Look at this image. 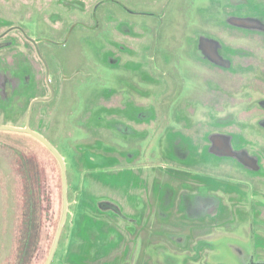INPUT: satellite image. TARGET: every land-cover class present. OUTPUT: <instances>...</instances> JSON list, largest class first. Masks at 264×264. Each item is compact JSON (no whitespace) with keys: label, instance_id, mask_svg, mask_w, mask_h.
Here are the masks:
<instances>
[{"label":"rangeland","instance_id":"rangeland-1","mask_svg":"<svg viewBox=\"0 0 264 264\" xmlns=\"http://www.w3.org/2000/svg\"><path fill=\"white\" fill-rule=\"evenodd\" d=\"M99 1L101 3L98 10L94 11ZM256 1L259 0H245L244 6L240 5V0H0V43L4 44L0 48V64L9 69L12 68L15 58L25 57L33 66L36 76L39 77L37 80L43 83L44 70L34 60L32 44H38L42 50L49 53L52 65L50 78L54 86H59L60 89L54 92L51 102L47 105L59 107V113L48 109L50 111L46 114L42 112L43 107L39 104L34 106L38 114L36 120L33 117L34 113H31L30 119L36 124L39 123V128L34 127L38 132L44 133L48 125L50 129H55L56 133L51 131L50 136L56 137L50 138V141L64 158L69 186H78L80 201L86 203L95 202V200L109 201L119 197L124 206L139 205L142 204L140 195L148 208V198L154 189V197H159L164 202V208L172 209L175 185L168 184L169 181L165 182L161 178L163 174L177 172L176 170L179 169H188L189 173L192 170L191 175L185 177L192 178L196 181L195 183L201 184L202 178H206L207 174L210 177L225 179L229 175L227 169H230L234 176L235 172L231 167L237 166L236 158L231 155L228 157L212 153V150L208 148L207 140L209 134L215 131L221 135L233 136L237 140V143L232 144V150H236L243 140L245 143L243 129L246 124L240 122L234 112L231 119L227 120L224 117L227 107L233 105L239 96L235 93L224 94L223 103L219 107H209L205 117L200 118L197 110L200 109L201 102L205 100L201 101L191 96L199 90L201 82L193 81L197 78L191 74V66L187 63V58L202 59L198 51L197 38L203 34L198 35L195 40L193 39L194 41H187L185 45L183 39L189 32H186L187 28L189 29L191 25L197 26L196 17L188 22L189 15L195 10H199L198 18L222 24L235 35L254 33L250 30L248 33L236 27H229L226 24V17L229 15L243 17V10L249 17L264 14L263 7V12H260L257 8L259 5L251 6L256 4ZM252 2L254 4H251ZM110 7L113 9H109ZM124 10L130 16H134V19L132 20L131 17L126 20L121 16ZM94 13L101 15L98 25L93 24ZM118 22L122 25H116ZM152 23L158 25L155 28H162V30L168 28V31H162V34L170 35L168 39H172V42L169 44L161 42L162 46H159L154 41L148 44L147 41L141 40L142 38L139 37L146 34L151 36L150 39H157V37L159 39L161 34L159 29L148 31L149 27L153 28L150 25ZM128 27L132 30L125 32ZM236 43L239 44V41ZM113 51H123L124 54L133 55L134 57L129 60L132 63L126 66L128 57H124V61L121 62L123 56L119 52L118 56L121 55V57L117 62V56H113ZM220 52H226L229 56L234 54L236 58L241 59L247 50L239 44L232 49L220 47ZM158 54L166 59L167 66H162L161 69H157L156 65L155 56ZM206 65L211 64L206 63ZM129 66L131 69L145 67L146 71L144 73L140 71V77L146 83L150 80L153 84L158 83L160 86L159 91L155 90V94H143L146 127L144 132L137 133L140 139L142 135L145 137V140L139 141L138 144L140 150L144 151L142 155L145 158L135 159L134 168L131 167L132 165H126L125 160L119 158V156L124 157V154L126 156V153H128L127 157L132 156L129 160L136 157V149L130 148L129 144L122 141L123 138L118 137L121 136L120 134L113 137V147L109 149L110 152H114L112 155L115 158H111L110 153L108 157L106 156L104 152L107 149L103 144L105 121L97 118L104 115V112L99 109L91 110L94 104L105 102V92L108 89L110 91L114 89L116 92L110 100L114 103L129 98L128 95L121 93L122 88L119 84L121 82L123 84L122 78ZM218 66L222 71V65ZM213 67L217 68L214 65L210 69L213 70ZM227 71L223 68L222 72ZM229 72L238 75L244 81L241 89H251L250 86L252 87L253 84L250 82L251 77L248 76L251 72H246L245 68L242 69L239 65L233 66ZM220 83L224 88H232L234 85L227 78L223 82L220 80ZM208 87L211 89L213 85L210 84ZM146 88L149 87H144L142 90L147 91ZM30 89V87L27 88L26 92ZM212 94L209 100L215 101L216 97ZM141 95L139 93V96ZM43 96L46 97L47 94L43 93ZM131 97L137 100L136 95ZM244 101L249 104L250 96L248 95ZM163 103L171 106V108L166 106L167 109H171L168 112L170 117L166 119H164L163 111L166 107ZM88 104H91L90 111L84 113ZM27 108V104L23 106L0 104V126L23 128ZM251 113L258 116L257 118L261 116L259 111ZM244 115L245 113H241V116ZM52 116L55 117L53 120ZM164 121L170 127L163 125ZM154 126L155 128L159 126V130L152 140L151 129ZM23 137L26 136L10 131H0V222L2 224L0 231H4L9 215L27 214L26 201L33 196V203H39V213L43 214V233L37 243L32 262L42 264L61 208L60 171L56 161L35 140L28 137L35 143L27 141V144L30 143L33 146L32 149L16 143L17 139L24 140ZM125 150L128 151L124 153ZM153 151H155V157L149 158L153 155ZM18 153H22V157H29L28 160L37 162L39 172L35 175L37 179L32 180L36 188L34 190H10L8 187L9 182L14 178L8 173L13 172L12 169L17 164L15 157ZM24 169H26L25 166L22 171ZM244 172L248 173L249 177H256L259 173L245 168ZM94 174L97 175L92 179H95L99 185H105L106 189L101 187L102 185L93 190L90 188L89 179ZM156 174L157 179L154 177ZM15 176L17 182L25 183L23 176ZM110 177L121 180L123 184L121 182L113 184ZM216 187L215 184L201 186L199 192L192 195L183 191V193L177 192L181 209L184 211L187 209L195 218L211 217L217 214L219 206L217 207L216 204L219 202L217 198L219 196L206 193L207 188L215 189ZM134 200L136 202H130ZM128 209L132 208L128 207ZM134 219L137 220L138 217ZM136 223L139 224L140 229L143 227L141 222L136 221ZM258 224L262 225L260 222ZM125 228L131 229L129 225ZM214 233L205 241L209 249L212 247V252L207 255L210 264H247L246 259L253 254V240L260 251H264V233L260 231L256 232L254 239H245L242 229L232 233L216 230ZM6 236L5 253L9 249V237ZM58 255L57 253L55 259ZM163 258L168 259L169 256L164 255ZM256 258L262 259L258 255ZM171 259L174 264H181L177 255ZM61 264H74V262L64 257Z\"/></svg>","mask_w":264,"mask_h":264},{"label":"flooded vegetation","instance_id":"flooded-vegetation-1","mask_svg":"<svg viewBox=\"0 0 264 264\" xmlns=\"http://www.w3.org/2000/svg\"><path fill=\"white\" fill-rule=\"evenodd\" d=\"M251 4H254V2ZM240 5L245 6V0H240ZM256 5H259L257 7L258 10L263 12L264 0L256 1V4L251 6ZM198 11L199 10H195L193 14H190V19L188 21L190 22L196 17L197 26L191 25L189 29L187 28L186 32H189L185 34L183 39L185 45L187 41L195 40L198 35L203 34L197 38L198 51L202 59L192 60V58H187V63L191 66V74L197 78L193 81L196 83L198 81L201 82L199 90L195 91L191 96L197 97L201 99V101L205 100V102H201L200 109L197 110L202 119L207 114L206 111L209 107H219L223 103L225 99L223 97L224 94L235 93L239 96V99H237L233 105L227 107L224 117L229 120L233 116L232 112H234L238 120L246 124L243 129L245 143L243 140L242 144H240L236 150H232V144L235 142L237 143V140H235L233 136L221 135L215 131L209 134L207 140L208 148L212 150V153L228 157L231 155L236 158L237 166L231 167L235 172L234 176H232V171L227 169L226 171H229V175L225 177V179L213 176L210 177L207 174L206 178H202L204 181L201 180L203 182L201 184L195 183L196 181L192 180V178L187 179L185 177L186 175L190 176L191 172H193L192 170L190 173L187 171L188 169H179L176 170L177 172H167L166 175L163 174L161 178H163L165 182L169 181L170 183L168 184L172 183L175 185L174 206L172 209H167V207L164 208V202L160 200L159 197H154V189H152L151 194L149 192L151 196L149 195L148 198V208L140 195L139 198L142 204L139 205L124 206L119 197L116 199L112 198L109 201L95 200V202L91 201L88 203L80 201L78 199L80 194L79 188L77 185L69 186L70 184L66 171L68 195L67 213L50 264H61L64 257L72 259L74 264H174L171 257L176 255L177 258L179 257L181 260V264H210L207 255L212 252V247L209 249L205 241L209 239L216 230L232 233L233 231L242 229V235L245 239H254L257 231L264 233V14L260 13L253 17H249L243 10V17L227 16L226 24L229 27H236L248 33L249 30L254 31V33L235 35L229 29L223 27L222 24H217L215 21H210L209 19H207L208 21H204L202 18H198L200 17ZM150 25L153 26V28L149 27L148 31L160 30L161 34L159 39L158 37V40L150 39L151 36L146 34L139 37L142 38L141 40L147 41L148 44L154 41V43H157L159 46H162L161 42L165 44L172 42V39H168L170 35L166 33L162 34V31H168V28L162 30V28H155L158 26L155 23ZM196 32L197 34H194ZM203 32L209 35H205ZM238 41L239 44L247 50L245 56L241 59L236 58L234 54L229 56L226 52H220V47L223 48L225 46L226 48L232 49L239 45L236 43ZM2 44L3 43H0V48L4 46ZM32 46L34 49V60H36L40 68L44 70V82L42 83L37 80L39 77L36 76L33 66L30 62H27V58L25 57L15 58L12 68L10 67L9 69H6L4 65L0 64V104L21 106L27 104L28 108L24 127L28 126L33 131L45 137L52 144L50 138H55L56 136L51 137L50 133L51 131L54 132L55 129H50L48 125L44 133L38 132L34 127L39 128V123L36 124V122L31 121L30 118L31 113H34L33 117L36 120L38 114L34 106L39 104L43 107L42 112L46 114H48L50 110L59 113V107L48 106L47 104L51 102L54 92H57L56 90L60 89V87L54 86L50 78L52 65L49 60V53L42 50L38 44H32ZM155 60L157 69H161L162 66H167L165 57H161L160 54L155 56ZM206 63L211 65H206ZM214 65H216L217 68L213 67V70L210 69L211 66ZM218 65H222V71L223 68H225L226 71L227 69L230 71L233 66L237 67L238 65L240 68L242 67V69L245 68L246 72H251L248 76L251 77L250 82L253 86H250L251 89L248 90L241 89L244 81H242L238 75L229 71L223 73L220 71ZM141 70L143 73L146 71L145 67L141 68ZM225 78L230 79L232 83H234L232 88H224L223 85H221L220 80L223 82ZM210 84L213 85L211 89L208 87ZM29 87L31 89L26 92V89ZM146 89L147 91H142L140 94H155V90L157 89L159 91L160 86L158 83H156V85L154 83ZM170 89L172 88L170 87ZM171 91L172 90H170V92ZM43 93L47 94V96H43ZM210 94L216 97L215 101L209 100ZM142 95H138V99L135 101L128 98L126 101L120 103L111 104L98 102L94 104L91 109H99L104 112V115L101 117L96 116L99 120L104 119L105 121L106 130L103 144L107 149L106 152H104L106 156L110 153V157L115 158V156L112 155L114 152H110L109 149L113 147V137H117L116 134H120L121 136L118 137L123 138L122 141L129 144L130 148L136 149V157L133 160H129L132 156L127 157L128 153H126V156L124 154V157L119 156L120 159L125 160L127 163L126 165H132L131 167L133 168L135 159L139 160L145 158L144 155H142L144 151H141L138 146L139 141L143 142L145 137L142 135L143 137L140 139V135L137 133L141 131L144 132L146 127V108L144 95ZM248 95L250 96L249 104L244 101ZM163 104L165 107L170 106V104ZM90 105L91 104H88L89 108L87 107L88 110H86V108L84 113L90 111ZM167 107L163 110L165 112L164 119L170 117L168 112L171 111V109H167ZM153 110L155 109L153 108ZM256 111H259V115H261L260 118H257L258 116L251 113ZM241 113H245V115L241 116ZM52 117L53 120L55 117ZM164 124L170 127V125L166 124V121L163 122V125ZM148 128L150 129V126H148ZM154 128L151 129L153 133L152 140L155 134L158 133L159 126L155 128L156 130ZM252 130L253 132H251ZM24 135L26 136L23 137L24 140L20 141L17 139L16 143L32 149L33 146L30 143H35L31 142L30 139L35 140L56 161L60 171L61 208L55 223L53 235L46 249L45 258L42 262V264H45L62 216L61 169L55 156H53L40 141L28 134ZM27 141L30 143L27 144ZM127 151L125 150L124 153ZM97 152L100 153V151ZM154 157L155 151H153V155L149 158ZM15 158V163H17L14 167L15 169H12L13 172L11 174L8 173V175L14 177L13 180L9 182L8 187L10 190L36 189L32 180L33 178L37 179L35 175L39 172L37 162H35V160H28L29 157H22V153H18ZM23 161L25 168L29 172L26 171V169L22 171L24 167L22 164ZM244 168L248 171H256L259 173L256 177H249L248 173L244 172ZM15 175L23 176L25 183L17 182ZM96 175L97 174L92 175L89 179L90 188L93 190L95 187L97 188L102 185L101 187L106 189L105 185H99L95 179H92L95 178ZM154 177L157 179V174ZM110 180L113 181V184H118L120 182L123 184L121 180L114 179V177H110ZM213 184L217 187L215 189L207 188L206 193L220 197H217L219 199L218 204H216L217 207L219 206L217 214L211 217L200 216L195 218L190 215L187 209L185 211L181 209V201L177 199L179 196L178 193L183 191L192 195L193 193L199 192L201 186L205 187ZM130 202H136V200ZM25 207L27 209V214L16 215L15 213L14 215H9L4 231H0V234H2V237H0V264L34 263L32 260L36 252V246L43 233V214L39 213V203H33L31 206L26 205ZM128 207L132 209H128ZM134 217H138V219L135 220ZM136 221L143 224L141 229ZM259 222L262 223V225H259ZM126 225H129L131 229L127 230L125 228ZM0 227L2 228L1 222ZM6 235L9 237V249L7 253L4 251L7 244ZM138 240L139 243H137ZM252 248L253 254H251L250 258L246 259V263L264 264V251H260L254 240ZM57 253L59 255L58 258L55 259ZM164 255L169 256V258L164 259ZM256 255L260 256L262 259H257Z\"/></svg>","mask_w":264,"mask_h":264},{"label":"crops","instance_id":"crops-1","mask_svg":"<svg viewBox=\"0 0 264 264\" xmlns=\"http://www.w3.org/2000/svg\"><path fill=\"white\" fill-rule=\"evenodd\" d=\"M100 3H101V1L97 2V5L94 7V11L98 10V6L100 5ZM109 9L112 10L113 8L110 7ZM110 14L112 15V13H110ZM105 15H107V14L105 13ZM100 16L95 15V13H94V16H93V24L94 25H98L99 24ZM121 16L125 17L126 20L130 19L131 17H132V20L134 19L133 18L134 16H130L125 10H124L123 14H121ZM121 22H124V21L121 20ZM121 22H118L116 25H122ZM127 29L125 30V32L132 30L129 27ZM126 48L127 49H131V47H126ZM118 52L120 54L122 53L121 55L123 56V60H121V62L124 61V59H125L124 57H128L129 58L128 61L126 62V66H128L130 63H132V61H129V60L132 59L131 57H134L133 55L131 56V55L124 54L123 51H118ZM118 52H115V51L112 52L114 57L117 56L116 57L117 58V62L120 61V57H121V55L118 56ZM135 59H136V57H135ZM140 71L143 73V71L140 68H138V67H133L132 69L130 68V66L127 67L126 71H125V74L123 75V78H122L123 84H122V82L119 83L120 87L122 88L121 93L128 95L129 98H131L133 100H134V98L131 97L132 95H136V97L138 99L139 93H141L143 91L142 88L144 89V87H149V86L153 85L152 82L147 81V83H146L143 80V78L140 77V74H141ZM141 85H143V87H141ZM115 93L116 92L114 91V89H112V91H110L108 89L107 92H105V94H106V97L104 99L105 103H111V104L114 103V102H112L110 100H111V97H113V95ZM121 102H124V101L122 100ZM116 103H120V102H116Z\"/></svg>","mask_w":264,"mask_h":264},{"label":"water","instance_id":"water-1","mask_svg":"<svg viewBox=\"0 0 264 264\" xmlns=\"http://www.w3.org/2000/svg\"><path fill=\"white\" fill-rule=\"evenodd\" d=\"M0 131H10V132H16V133H24L28 134L38 141H40L57 159L60 169H61V176H62V213H61V220L56 232V236L52 245V248L50 250L49 256L45 262V264H50L52 256L55 252L58 239L62 230V226L64 224V219L67 213V207H68V195H67V181H66V167L63 157L60 155V153L56 150V148L42 135L38 134L37 132L33 131L28 126H25L23 128L16 127V126H0Z\"/></svg>","mask_w":264,"mask_h":264},{"label":"trees","instance_id":"trees-1","mask_svg":"<svg viewBox=\"0 0 264 264\" xmlns=\"http://www.w3.org/2000/svg\"><path fill=\"white\" fill-rule=\"evenodd\" d=\"M2 45H4V44H2ZM33 200H34L33 196H30V198L26 201V205L27 206H29V205L31 206L33 204V202H34Z\"/></svg>","mask_w":264,"mask_h":264}]
</instances>
